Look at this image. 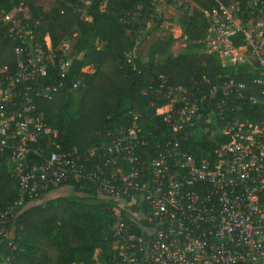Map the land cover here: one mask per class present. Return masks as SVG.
<instances>
[{
    "label": "built area",
    "instance_id": "built-area-1",
    "mask_svg": "<svg viewBox=\"0 0 264 264\" xmlns=\"http://www.w3.org/2000/svg\"><path fill=\"white\" fill-rule=\"evenodd\" d=\"M213 1L200 8L208 20L205 53L249 79L224 74L168 85L161 77L150 93L166 101L156 112L172 136L142 135L141 112L132 108L107 132L109 140L70 151L48 150L59 131L41 101L83 87L71 73L78 33L54 45L42 17L23 19L22 9L0 8V22L17 44L15 61L0 66V171L7 164L18 192L17 201L0 206V243L9 245L0 264H10L18 249L11 238L19 208L73 191L104 199L111 214L110 252L103 257L96 250L94 264H264V109L251 118L226 114L264 108V0ZM125 57L135 69L136 48ZM200 128L224 139L213 159L197 161L181 143ZM151 143V156L141 152Z\"/></svg>",
    "mask_w": 264,
    "mask_h": 264
},
{
    "label": "trees",
    "instance_id": "trees-1",
    "mask_svg": "<svg viewBox=\"0 0 264 264\" xmlns=\"http://www.w3.org/2000/svg\"><path fill=\"white\" fill-rule=\"evenodd\" d=\"M37 1L0 0V8L13 14L22 9L19 17L23 19L42 17L43 32L49 33L54 45L65 38H71L77 32L71 73L80 75L84 80L83 87L78 90L82 91L79 106L73 114H69V104L74 92L61 90L54 100L41 101V108L49 124L59 131L48 150L70 151L74 147L84 150L109 140L107 132L114 131L124 116L129 117L128 112L132 108L141 112L139 124L142 135L149 136L151 133L155 141L172 136L173 131L163 122L164 115H157L156 112L166 101L154 100L150 93L151 89L163 82L161 77L167 78L168 85H182L203 77L213 82L224 74L249 79L242 69H223L216 56L203 51L208 20L200 9L186 12L182 21L191 47H199L201 51L191 48L185 54L169 55L158 61L157 55L166 52L169 45L167 42L152 48L148 62H142L140 58L135 60L137 67L134 69L125 57V52L136 46L127 33L132 22L130 15L137 11L138 3L146 5L149 0H108L107 12L100 10L102 0H91L87 6L91 20L81 18L73 5L62 4L61 7L46 11ZM69 1L78 3L80 0ZM194 1L201 8L211 7L214 3L213 0ZM240 1L246 4L249 0ZM98 37L105 41L102 48L93 44ZM16 45L7 36V27L0 22V66L15 61ZM87 66L93 71H82ZM263 109L261 105H255L252 109L248 107L226 114L231 118H251L258 116ZM197 131L187 139H182V145L194 153L197 161L202 158L213 159L217 145L224 139L215 135L213 139L199 140L196 138ZM153 148L151 143L150 147L143 148L141 152L151 156ZM122 166L127 171L131 170L128 162ZM8 169L5 164L0 171L2 208L18 200L16 184ZM106 203L97 195H81L74 191L53 197L47 195L35 204L25 203L12 222L11 240L17 244L18 249L10 264H94L98 259L95 254L98 249L102 250L103 257H107L110 246L106 237L109 235L112 218ZM42 239L47 240L48 247L56 251L54 256L47 249L41 250L33 245L34 240ZM8 249L7 242L0 243V255L7 254Z\"/></svg>",
    "mask_w": 264,
    "mask_h": 264
},
{
    "label": "rangeland",
    "instance_id": "rangeland-1",
    "mask_svg": "<svg viewBox=\"0 0 264 264\" xmlns=\"http://www.w3.org/2000/svg\"><path fill=\"white\" fill-rule=\"evenodd\" d=\"M37 3L46 11L61 7L62 4H64L63 6L73 5L81 18L91 20V17L87 14V6L91 3V0H80L78 3L75 1L67 2V0H38ZM138 4L135 15L130 16L132 22L130 23V29H127V33L135 41L136 52H138L142 62L149 61V52L154 46H163L167 42H169V45L166 52L157 55L158 61L164 60L169 55L185 54L191 48L197 51L200 50L199 47H191L189 38L185 32V25L182 21L186 12H192L194 9L199 10L201 8L197 1L149 0L146 5L142 2ZM107 5L108 0H102L100 10L107 12ZM127 19L130 18L128 17ZM93 44L97 48H102L105 45V41L98 37L94 39ZM203 51L205 52L204 47ZM85 71L92 72L93 69L87 66L85 67ZM81 94L82 91L74 92L69 104V114L75 113L74 111L78 109ZM215 135L216 133H213L212 130L205 132V128H200L196 132V138L199 140L205 138L213 139ZM33 245L35 247L38 246L41 250L47 249L51 256H54L56 253L53 248L48 247L47 240L45 239L34 240Z\"/></svg>",
    "mask_w": 264,
    "mask_h": 264
}]
</instances>
